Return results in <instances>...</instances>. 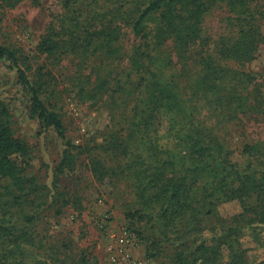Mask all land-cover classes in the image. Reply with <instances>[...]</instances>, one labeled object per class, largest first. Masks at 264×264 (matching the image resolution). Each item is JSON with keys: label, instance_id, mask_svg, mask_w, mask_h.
Returning <instances> with one entry per match:
<instances>
[{"label": "rangeland", "instance_id": "1", "mask_svg": "<svg viewBox=\"0 0 264 264\" xmlns=\"http://www.w3.org/2000/svg\"><path fill=\"white\" fill-rule=\"evenodd\" d=\"M252 3L264 36V0ZM239 12L208 2L214 57L238 37ZM65 16L61 0H0V44L18 52L74 146L61 167L66 141L42 127L0 59V101L34 156L24 184L0 175V264H240L241 253L243 264H264V41L243 67L249 76L226 81L246 86L243 98L218 106L196 89L205 51L181 61L171 41L157 46L156 17L143 38L124 25L115 53H93L74 29L41 52Z\"/></svg>", "mask_w": 264, "mask_h": 264}, {"label": "trees", "instance_id": "2", "mask_svg": "<svg viewBox=\"0 0 264 264\" xmlns=\"http://www.w3.org/2000/svg\"><path fill=\"white\" fill-rule=\"evenodd\" d=\"M6 1L15 5L23 0ZM209 1L61 0L66 16L61 20L59 29L55 25L50 27L49 34L43 36L38 48L43 53L53 52L59 44V40L55 36L74 29L87 48L94 46L93 53L103 50L106 51L105 54L115 53V45L121 39L124 25L131 27L137 36L143 38L147 36L148 21L156 17L158 19L154 34L156 45L161 47L167 44V41H171L179 56L178 59L181 61L187 60L189 52L196 47L201 48L202 52L205 51L201 62L203 68L195 81L198 93L213 95L212 103L218 106H233L236 104L242 87L237 84L228 87L226 81L241 78L240 73L244 78L249 76L243 67L257 57L260 45L264 41L260 27L253 24L256 22L254 20L256 11L253 9L252 2L256 0H229L240 11L238 18L242 26L238 31V37L223 42L215 57L206 49L208 38L203 32L204 14ZM0 59L11 61L21 84L31 94L32 111L41 122L42 127L46 130L55 129L59 137L66 141L68 147L64 150V157L60 164L62 167L69 156L73 154L71 148L74 146L72 147L70 141H67L61 116L54 107L43 101L40 95L42 86L32 81L27 69L20 63V57L15 49L0 44ZM180 63L185 67L186 62ZM134 66L138 70L142 68V64L138 61L134 62ZM245 88L246 86H243L242 90ZM240 97L243 98L242 95ZM203 150V148L199 149L200 152ZM33 159L32 147L16 136L10 124L9 109L6 104L0 101V175L11 178L16 184H24ZM141 162L144 169L156 168L144 160ZM229 230V235L239 231L238 228L233 227H230ZM230 248L233 250L234 247L230 246ZM206 249L209 248L206 247ZM243 257L244 255L241 253L240 264L244 263ZM234 261L237 260L234 258ZM233 263L231 262V264Z\"/></svg>", "mask_w": 264, "mask_h": 264}, {"label": "built area", "instance_id": "3", "mask_svg": "<svg viewBox=\"0 0 264 264\" xmlns=\"http://www.w3.org/2000/svg\"><path fill=\"white\" fill-rule=\"evenodd\" d=\"M128 235H129V236H131V234H130V233H128ZM116 262H117V261H116ZM118 264H120V262H119Z\"/></svg>", "mask_w": 264, "mask_h": 264}]
</instances>
